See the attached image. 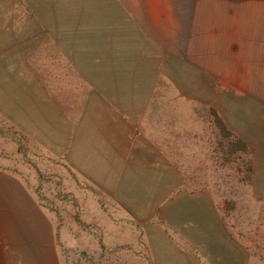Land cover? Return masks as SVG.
I'll use <instances>...</instances> for the list:
<instances>
[{
    "label": "crops",
    "instance_id": "obj_1",
    "mask_svg": "<svg viewBox=\"0 0 264 264\" xmlns=\"http://www.w3.org/2000/svg\"><path fill=\"white\" fill-rule=\"evenodd\" d=\"M0 37V136L50 164L0 151V264H63V208L97 264H249L195 165L235 135L264 203V0H0Z\"/></svg>",
    "mask_w": 264,
    "mask_h": 264
},
{
    "label": "rangeland",
    "instance_id": "obj_2",
    "mask_svg": "<svg viewBox=\"0 0 264 264\" xmlns=\"http://www.w3.org/2000/svg\"><path fill=\"white\" fill-rule=\"evenodd\" d=\"M233 85L234 88H237L243 86L244 83L242 85L241 81H234ZM261 85L264 88V82H261ZM254 118L256 119V113ZM1 126H5V124H0V129ZM233 139V160L231 162L224 161L223 158L220 160L223 147L217 144L207 148L210 161L205 160L196 163L195 167L199 168L200 175L206 184H212L217 190L218 201L222 204L228 226L248 249L249 264H264V203L258 200L251 191L252 155L250 152L249 154L246 152L247 149L243 144L240 145V140L238 139V141L235 135ZM23 146H18L15 138L8 136L6 139L0 136V151L3 150L10 155L9 161L14 167L42 168L43 171L49 172L50 164L45 160L44 155L40 154L32 161H22L19 156L20 153H23ZM25 148L26 146L23 147V149ZM27 148L34 149L35 147L29 145ZM248 156L249 158H247ZM189 165H192V162ZM26 179L33 180L31 173ZM45 180V194L48 192L47 195H51L49 184L53 185L54 181H51L49 177H46ZM45 194L41 192L40 195L43 203L47 206L49 201L51 202L55 198V195L53 194L52 198H49ZM60 213L63 216L62 218L67 220L68 226H71L74 232L77 231L75 234L79 238L78 241L72 242V246L70 242H60V245H63L60 249L63 264H97L100 259L97 250L87 251L88 249L81 248L82 241L79 233L81 225L69 224L73 215L69 213L68 217H65L64 208L60 209Z\"/></svg>",
    "mask_w": 264,
    "mask_h": 264
}]
</instances>
